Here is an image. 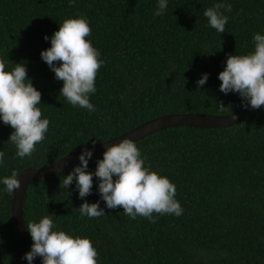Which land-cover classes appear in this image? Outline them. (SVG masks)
<instances>
[{"label": "trees", "instance_id": "obj_1", "mask_svg": "<svg viewBox=\"0 0 264 264\" xmlns=\"http://www.w3.org/2000/svg\"><path fill=\"white\" fill-rule=\"evenodd\" d=\"M216 3L228 17L225 33L207 25L204 11ZM158 0H0V59L27 62L28 78L42 93L45 139L31 158L16 157L13 129L0 121V181L24 167L37 168L70 151L102 142L150 118L184 112L226 114L242 105L236 93L219 91L218 74L229 54L253 51L252 37L264 35V0H168L155 16ZM84 17L85 37L100 51L90 102L94 112L72 107L60 95L62 81L41 59L65 19ZM11 61V62H10ZM208 74L206 84L197 81ZM223 103L224 111L217 104ZM146 166L176 186L180 216L153 213L155 223L123 208L108 209L94 177L88 203L100 201L104 216L88 218L77 210L75 182L60 188L62 176L31 180L22 199L26 223L54 215L59 230L91 240L97 264H264V106L222 128L170 127L136 140ZM90 160L88 171L95 172ZM67 192H71L68 197ZM11 194L0 182V264H28L10 218ZM30 246L32 239L26 230ZM38 264H42L37 257Z\"/></svg>", "mask_w": 264, "mask_h": 264}, {"label": "clouds", "instance_id": "obj_2", "mask_svg": "<svg viewBox=\"0 0 264 264\" xmlns=\"http://www.w3.org/2000/svg\"><path fill=\"white\" fill-rule=\"evenodd\" d=\"M75 6V0H69V7ZM168 0H158L154 15L165 14ZM231 11V5L216 3L207 8L203 15L207 25L218 33H225L228 17L221 9ZM91 35V27L86 18H69L59 24L49 38L51 47L43 50L41 59L55 74V79L63 82L62 95L72 107L95 111L90 102V94L96 91L95 81L104 61L101 53L85 37ZM254 49L245 55L229 54L224 70L218 74L221 82L219 91L225 95L236 93L242 100V107L249 106L258 110L264 106V35L256 33L252 37ZM11 62V61H10ZM27 62H11L14 65L6 70V63L0 59V121L13 131L9 141L15 146L16 157L31 158L36 145L45 139L48 132V119H42V93L28 78ZM209 79L203 74L197 88L203 87ZM224 111L223 103L217 104ZM232 120L236 116H231ZM95 147V144H93ZM3 151H0V164L4 163ZM93 152L84 149L78 157L80 165L62 176L60 188L68 189L75 182L79 198L85 200L92 195L94 177L98 180L97 191L108 209L123 208V214L131 219L142 216L155 223L153 213L158 215L180 216L183 208L176 196V186L170 180L146 166L136 142L124 138L118 143L106 147L103 158L96 161L95 172H89V160ZM21 173L12 170L11 175L2 179L5 191L13 194L21 188L18 179ZM71 192H67L68 197ZM81 216L90 219L106 215L100 207V201L88 203L86 200L77 209ZM54 215H44L38 222L26 223V230L32 239L29 252L22 259L32 264L37 257L42 264H97L98 252L90 239L72 236L59 230L53 220ZM0 244L3 240L0 239Z\"/></svg>", "mask_w": 264, "mask_h": 264}, {"label": "water", "instance_id": "obj_3", "mask_svg": "<svg viewBox=\"0 0 264 264\" xmlns=\"http://www.w3.org/2000/svg\"><path fill=\"white\" fill-rule=\"evenodd\" d=\"M252 110L254 109H252L250 106L248 108H244L241 105L237 109L221 115L207 114L202 112L162 114L150 118L148 120H145L142 123L114 137L96 143L95 147H93V144L88 145L70 151L66 154H63L60 157L49 161L46 165L37 168L24 167L20 169L18 172L21 174L18 177V179L21 182V188L19 190H16L13 194H11L9 211H10V218L15 233V237L23 254L25 255V253L29 252L31 249L29 239L26 235V230L22 215L23 195L27 184L31 180H34L39 177L58 174L73 166L79 165L80 161L78 157L81 155L84 149H88L93 152L92 158L90 159L93 160L95 158L102 157L107 146H110L113 143H118L120 140L124 138H131L132 140L136 141L148 134L170 127H180V126L192 127V128L228 127L235 123H238L248 112ZM232 115L236 116L235 120H232L231 118ZM32 264H38L36 259L33 260Z\"/></svg>", "mask_w": 264, "mask_h": 264}]
</instances>
